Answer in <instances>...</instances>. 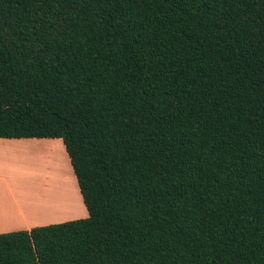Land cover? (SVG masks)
I'll use <instances>...</instances> for the list:
<instances>
[{"label": "trees", "instance_id": "1", "mask_svg": "<svg viewBox=\"0 0 264 264\" xmlns=\"http://www.w3.org/2000/svg\"><path fill=\"white\" fill-rule=\"evenodd\" d=\"M0 139H61L88 217L0 264H264V0H0Z\"/></svg>", "mask_w": 264, "mask_h": 264}, {"label": "crops", "instance_id": "2", "mask_svg": "<svg viewBox=\"0 0 264 264\" xmlns=\"http://www.w3.org/2000/svg\"><path fill=\"white\" fill-rule=\"evenodd\" d=\"M45 145L62 148L66 151L61 139H0V234L29 231L35 227L62 223L52 221V219L65 217L66 208L71 209L78 202H70V198L68 199L66 194V185L63 188L54 181L47 182V179L43 184L47 188H50L51 185L59 186L57 191L51 188L54 195V207L51 209H44L45 204L37 200L38 195L31 197L33 195L28 194L25 198L20 194V191L17 192L19 189L16 187V182L20 184L21 175L20 165L18 173H16V162L17 160L18 163L20 162L21 147ZM78 195L80 204L73 213L75 217L71 219H84L89 215L80 190Z\"/></svg>", "mask_w": 264, "mask_h": 264}, {"label": "rangeland", "instance_id": "3", "mask_svg": "<svg viewBox=\"0 0 264 264\" xmlns=\"http://www.w3.org/2000/svg\"><path fill=\"white\" fill-rule=\"evenodd\" d=\"M54 148L57 151L55 155L43 156V158L34 157L31 155L32 152L29 154L27 151H20V162L18 163V160L16 162V173H18V166L20 165L21 175L20 184L16 182V187L19 189L17 192L20 191V194L25 198L28 194L33 195L31 197H36L39 193H44V186L46 185L43 186V184L46 178L47 182L54 181L63 188H65L66 185L67 197L69 196L71 198L70 191L74 189L77 192L76 201L78 202L71 209L66 208L65 217L54 218L52 221L64 223L78 220L71 219L75 217L73 213L78 208V204H80L78 184L65 149ZM70 202H73V200H70ZM51 217L53 218V216ZM51 217H49V219H51Z\"/></svg>", "mask_w": 264, "mask_h": 264}, {"label": "bare ground", "instance_id": "4", "mask_svg": "<svg viewBox=\"0 0 264 264\" xmlns=\"http://www.w3.org/2000/svg\"><path fill=\"white\" fill-rule=\"evenodd\" d=\"M37 148H40V149H37ZM20 151H27L29 154H30V152H32L31 155H33L34 157H37V158H43V156L55 155L57 152L53 146L22 147L20 149ZM51 188L55 189V191H57V188H59V186L55 185V187H54L53 185H51L50 188H47L46 186H44V193L38 194L37 200L42 202V204H45L44 209H51L52 207H54V205H53V201H54L53 196L54 195H53V191H51ZM70 195H71V198L68 196L70 198V200L77 202L76 201L77 192L74 189H71Z\"/></svg>", "mask_w": 264, "mask_h": 264}]
</instances>
